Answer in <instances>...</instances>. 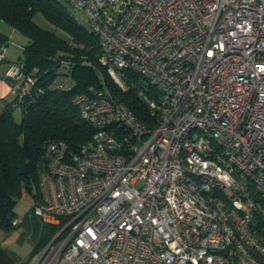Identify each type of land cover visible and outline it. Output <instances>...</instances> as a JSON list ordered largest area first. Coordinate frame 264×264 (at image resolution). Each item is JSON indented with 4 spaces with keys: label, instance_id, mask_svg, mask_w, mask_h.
<instances>
[{
    "label": "built area",
    "instance_id": "obj_1",
    "mask_svg": "<svg viewBox=\"0 0 264 264\" xmlns=\"http://www.w3.org/2000/svg\"><path fill=\"white\" fill-rule=\"evenodd\" d=\"M60 1L98 36L116 86L142 78L149 118L103 72L72 96L95 131L79 149L49 140L39 198L23 189L26 211L68 229L29 264H264V0ZM4 80L18 103L36 83L21 59Z\"/></svg>",
    "mask_w": 264,
    "mask_h": 264
},
{
    "label": "trees",
    "instance_id": "obj_2",
    "mask_svg": "<svg viewBox=\"0 0 264 264\" xmlns=\"http://www.w3.org/2000/svg\"><path fill=\"white\" fill-rule=\"evenodd\" d=\"M41 13L53 26L66 36L41 27L35 20ZM0 20L24 34L28 41L20 58L28 74L36 83L24 99L18 103L14 97L4 104L0 99V229L9 234L21 227V236L33 239V246L25 258L0 245V264H29L33 257L60 232L66 220L59 224L45 222L28 210L22 221L14 224L19 216L16 205L22 199L25 188L40 196V174L44 170V148L51 139L67 142L79 149L94 134V127L81 118L72 96L84 91L89 84L101 85L104 72L106 85L119 100L124 101L136 114L147 120L149 113L137 95L142 78L126 73L124 79L129 88L122 90L114 84L99 62L101 54L98 36L88 30L72 14L68 3L60 0H0ZM9 45V36L0 31V45ZM1 63V62H0ZM72 77L75 85L69 90L55 86V81ZM14 108L21 111L17 121ZM253 232L264 241V203H259L253 222ZM68 229L58 234L56 240H64Z\"/></svg>",
    "mask_w": 264,
    "mask_h": 264
},
{
    "label": "rangeland",
    "instance_id": "obj_3",
    "mask_svg": "<svg viewBox=\"0 0 264 264\" xmlns=\"http://www.w3.org/2000/svg\"><path fill=\"white\" fill-rule=\"evenodd\" d=\"M35 20L41 27L51 31H55L59 35L66 36L62 30L53 26L41 13H38L36 15ZM9 27L10 26H8L6 23L0 22V30H4V28L6 30L10 29ZM7 34L9 35V45H8L7 55L13 56L15 61L19 56L22 57L23 55L22 49L24 45L27 43L28 38L16 29H14L12 33L11 31L8 30ZM1 70H3V67L1 68ZM0 99L3 101L4 104L11 103L13 101L14 95L12 94L10 87L8 93L4 96H0ZM13 111H14L15 119L20 122L22 119L21 111L18 108H14ZM29 203L30 200L24 198H22L18 202V204L16 205V210L19 216H22L25 213ZM21 232H22L21 227L17 228V230L11 231L9 234L5 233L3 230L0 229V245L3 246V248L9 250L10 252L16 253L21 258H25L32 249L33 239L30 237L22 238ZM39 254H36L31 261H33Z\"/></svg>",
    "mask_w": 264,
    "mask_h": 264
},
{
    "label": "crops",
    "instance_id": "obj_4",
    "mask_svg": "<svg viewBox=\"0 0 264 264\" xmlns=\"http://www.w3.org/2000/svg\"><path fill=\"white\" fill-rule=\"evenodd\" d=\"M1 23H4L3 21L0 20ZM10 29H5L4 30H0L1 32L7 34V31H12L14 30L13 28L9 27ZM6 31V32H5ZM8 35V34H7ZM9 36V35H8ZM22 53H23V49H22ZM21 58V56H19L16 60H19ZM14 61L13 56H9L7 55V58L5 61L0 63V96H4L8 93L9 90V85L8 83L3 80V75H5L6 70L8 69L9 66V62ZM3 67V70H1V68Z\"/></svg>",
    "mask_w": 264,
    "mask_h": 264
}]
</instances>
